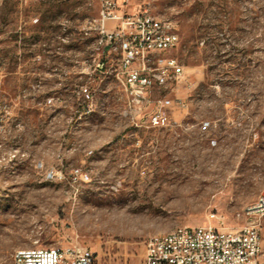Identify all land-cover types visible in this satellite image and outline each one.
Masks as SVG:
<instances>
[{"label":"rangeland","instance_id":"374dc122","mask_svg":"<svg viewBox=\"0 0 264 264\" xmlns=\"http://www.w3.org/2000/svg\"><path fill=\"white\" fill-rule=\"evenodd\" d=\"M121 1L180 35L148 66L174 58L181 74L141 104L120 49L97 43V0L0 4V264L73 243L100 264H141L151 236L240 227L264 190V0Z\"/></svg>","mask_w":264,"mask_h":264},{"label":"built area","instance_id":"2783aa9c","mask_svg":"<svg viewBox=\"0 0 264 264\" xmlns=\"http://www.w3.org/2000/svg\"><path fill=\"white\" fill-rule=\"evenodd\" d=\"M97 1L98 15L94 18L100 33L97 43L120 49L122 85L133 103H144L153 85L178 77L182 72L181 65L174 58L160 61L155 68L148 66L152 55L178 47L180 35L177 25L173 20L151 14L147 8L127 13L121 0ZM108 21L115 22L111 30L106 28ZM153 120L164 123L163 111L159 110ZM77 175L89 178L88 174L81 172ZM239 216H244L246 222L236 229H221L209 221L202 225L179 226V231L172 238H147L141 264H264V190L257 207L244 208ZM212 217L218 224L224 223L222 214H212ZM13 264L100 262L96 252L80 243H73L64 247H31L27 253H15Z\"/></svg>","mask_w":264,"mask_h":264},{"label":"bare ground","instance_id":"6f19581e","mask_svg":"<svg viewBox=\"0 0 264 264\" xmlns=\"http://www.w3.org/2000/svg\"><path fill=\"white\" fill-rule=\"evenodd\" d=\"M259 199H260V196L257 198V200L254 203L250 204L246 208H256L257 207V202L259 201ZM102 219L105 220L104 221L105 224H108V225L113 224L115 227L120 225V221H115V222L112 223V220L109 219L108 216L102 215ZM178 231H179V227L174 229V230H172V231H170V232H168V233H166V234L154 235V236H158V238H172L173 235L176 234V232H178ZM151 237H153V236H151ZM29 249L30 248L19 249V250L16 251V253H27L29 251Z\"/></svg>","mask_w":264,"mask_h":264}]
</instances>
